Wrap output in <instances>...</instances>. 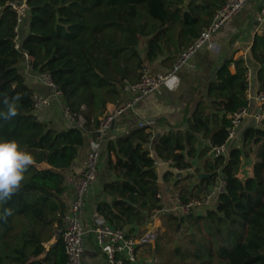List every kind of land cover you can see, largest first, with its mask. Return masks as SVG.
<instances>
[{
  "label": "trees",
  "instance_id": "obj_1",
  "mask_svg": "<svg viewBox=\"0 0 264 264\" xmlns=\"http://www.w3.org/2000/svg\"><path fill=\"white\" fill-rule=\"evenodd\" d=\"M10 1L0 0V110L5 97H20L16 115L0 117V139L15 140L33 160L17 191L0 202V264H66L60 235L67 209L64 178L87 126L92 121L98 126L108 105L121 102L122 84L137 81L144 65L186 49L223 0L200 7L190 1L188 8L184 0H27L19 48ZM251 53L262 65L257 75L264 91V33L256 35ZM27 66L32 74L50 75L63 93V105L83 117V127L58 130L38 118ZM246 70L244 60L227 57L208 83V99L199 102L185 129L171 127L153 140L151 131L136 126L105 139L103 153L114 178L104 184L106 198L97 213L129 233L131 224H146L162 205L156 158L193 168L174 183L184 202L202 197L218 177L225 181L224 193L205 213L161 215L158 238L143 247L144 264H264V121L246 128L243 144L230 147L227 155L206 157L209 146L200 149L205 137L212 145L222 144L230 115L247 104ZM246 159L253 160L252 174L242 179ZM202 172L210 177L199 178ZM5 208L9 214H3ZM54 236L47 250L45 243Z\"/></svg>",
  "mask_w": 264,
  "mask_h": 264
},
{
  "label": "crops",
  "instance_id": "obj_2",
  "mask_svg": "<svg viewBox=\"0 0 264 264\" xmlns=\"http://www.w3.org/2000/svg\"><path fill=\"white\" fill-rule=\"evenodd\" d=\"M192 1L193 5L201 6L202 4L213 5L214 0H184L183 7H187V3ZM261 0H250L246 8L236 15L230 22L223 26L212 38L214 48L207 46L199 49L191 59L188 65H185L180 72L161 90L160 94H151L141 101L133 111L120 117L114 127L110 130V135L120 134L128 131L132 127L139 126V122L151 121L148 127V131H152L153 140L157 139L159 135L167 132L171 127L178 129L186 128V119L190 117L196 110L201 100L208 99V83L215 78L216 72L220 65L229 56L235 60H244V66L248 67L251 71L252 87L248 100L250 101V115H248L242 122L238 129L237 136L231 141V147L242 145V135L246 128L256 126L254 120V112L256 109V103L253 96L256 95L260 90L258 83L257 70L262 66L251 53V48L254 43L256 35L264 32L258 30L257 15L259 12V5ZM218 4H216V7ZM221 6V5H220ZM219 6V7H220ZM207 7V5H206ZM212 6V8H214ZM212 15L209 16L208 22L211 20ZM204 22V26H205ZM189 42V41H188ZM186 43L181 47H171L181 50L184 48ZM180 52H174L169 54L165 52L159 55L154 61L149 62L147 65L154 72H167L172 66L173 62L177 58ZM234 73L236 70L235 64L230 67ZM28 83L33 87L34 92L48 95L49 89L39 81L36 74H32L27 78ZM121 101L129 98V94L120 92ZM208 102V100H207ZM115 103H110L108 109L102 115L100 119L107 112L111 111L115 107ZM40 120L46 121L50 126L63 130L70 125L66 119L64 113V105L62 101L53 100L51 104L43 108L40 112ZM97 125L92 121L86 128L84 144L79 148L78 154L74 160L73 165L76 169H82L84 161L88 152L92 149L93 143L96 139ZM210 142L208 138L201 140L200 149L209 146ZM104 150V146H103ZM209 151V150H208ZM207 151L206 157H211ZM154 152L152 151V157ZM155 157V156H154ZM158 182L162 187L161 199L162 205L171 203V199L176 193H180V188L175 189L174 183L177 180L182 179L186 174H176L174 166L168 161H162L156 158L155 162ZM253 160L246 159L242 162L239 176L244 179L252 174ZM171 173V175H170ZM204 173V172H202ZM114 178L113 174L108 168V155L103 153L99 164V170L96 182L90 189L86 204L83 211V223L86 227L92 225L93 222L100 216L97 213V205L100 201L106 198L103 187L106 182L111 181ZM184 180L179 184V187H183ZM195 184L194 181L191 183V187ZM71 192L62 194V199L65 202L66 208H68ZM157 224L163 225L160 219ZM153 223L147 222L144 225L131 224L130 227L133 229L134 234H141L144 231L151 228ZM57 240V236H54L50 241L45 243V247L48 250L51 248ZM144 246L138 247L137 263L144 264L148 259L143 254ZM83 264H108L105 255L97 247L94 235L88 233L84 240V253L82 256Z\"/></svg>",
  "mask_w": 264,
  "mask_h": 264
},
{
  "label": "built area",
  "instance_id": "obj_3",
  "mask_svg": "<svg viewBox=\"0 0 264 264\" xmlns=\"http://www.w3.org/2000/svg\"><path fill=\"white\" fill-rule=\"evenodd\" d=\"M250 0H223L221 6L216 10L211 23L204 28L200 35L182 52L179 53L172 66L167 72H154L148 65H144L140 71V77L137 81H124L121 92L129 94V98L119 102L111 111L107 112L99 120L97 126L96 139L92 149L88 152L82 169H76L72 164L66 172L64 178V192H71V199L68 208L62 215L63 228L60 235L63 239L65 251L67 255L66 264H83L82 256L84 253V240L88 233H92L95 242L100 251L105 255L108 264H136L137 248L153 244L158 238L162 225L157 224L164 213H174L178 216H187L192 212L205 213L208 208H212L219 196L225 191V181L222 177H218L209 190L200 198H191L188 201H182L179 193L174 194L171 203L161 205L154 209L150 221L152 227L141 234L129 233L126 229H119L108 224L102 217L97 218L91 226L86 227L83 223V211L90 189L96 182L101 155L105 139L109 135L110 130L114 127L116 121L133 111L143 99L151 94H160L161 89L169 83L185 66L191 62L194 54L204 46L214 48L213 36L236 15L241 13ZM10 8L16 13L17 25L16 31V48H19V36L22 25L26 19L29 6L27 0H14L8 3ZM258 30L264 32V0L260 1L259 12L257 15ZM25 59L29 65L30 56L26 53ZM30 67H26V77L31 75ZM41 83H43L50 91L48 95L34 92V112L40 118V112L43 108L49 106L53 100L61 101L63 97L62 91L51 79L48 73L37 74ZM247 88L246 99L247 104L232 115H230V125L227 128V138L220 145H209V155L220 157L227 155L231 141L237 136L244 119L250 115V101L248 95L252 87L251 71L247 67L246 70ZM256 103L254 112V120L256 126L260 127L264 121V91L258 90L253 96ZM64 113L70 125L83 127L84 119L70 112L64 106ZM151 121L139 122V127H145ZM152 132V131H151ZM173 165V162L169 160ZM176 174H186L194 172L193 168L174 167ZM157 197H161L160 193Z\"/></svg>",
  "mask_w": 264,
  "mask_h": 264
},
{
  "label": "clouds",
  "instance_id": "obj_4",
  "mask_svg": "<svg viewBox=\"0 0 264 264\" xmlns=\"http://www.w3.org/2000/svg\"><path fill=\"white\" fill-rule=\"evenodd\" d=\"M20 94L2 101L5 110H0V117L9 119L18 111ZM30 152L21 148L15 140L0 139V202L7 201L17 191L27 167L32 163ZM5 208L3 214H9Z\"/></svg>",
  "mask_w": 264,
  "mask_h": 264
},
{
  "label": "water",
  "instance_id": "obj_5",
  "mask_svg": "<svg viewBox=\"0 0 264 264\" xmlns=\"http://www.w3.org/2000/svg\"><path fill=\"white\" fill-rule=\"evenodd\" d=\"M196 163V162H195ZM204 177H210V174H208V173H201L200 175H199V178H204Z\"/></svg>",
  "mask_w": 264,
  "mask_h": 264
}]
</instances>
